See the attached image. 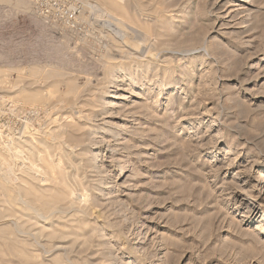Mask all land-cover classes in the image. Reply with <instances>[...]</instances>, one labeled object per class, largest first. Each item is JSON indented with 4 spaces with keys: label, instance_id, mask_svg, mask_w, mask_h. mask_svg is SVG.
<instances>
[{
    "label": "rangeland",
    "instance_id": "obj_1",
    "mask_svg": "<svg viewBox=\"0 0 264 264\" xmlns=\"http://www.w3.org/2000/svg\"><path fill=\"white\" fill-rule=\"evenodd\" d=\"M53 1L0 0V264H264V0Z\"/></svg>",
    "mask_w": 264,
    "mask_h": 264
},
{
    "label": "built area",
    "instance_id": "obj_2",
    "mask_svg": "<svg viewBox=\"0 0 264 264\" xmlns=\"http://www.w3.org/2000/svg\"><path fill=\"white\" fill-rule=\"evenodd\" d=\"M27 4L31 7L33 14L37 16H42L44 18H48V16L53 15V9L56 11L55 7L50 4V0H25ZM47 2V3H46ZM74 14L71 11H67L64 15L66 19H73Z\"/></svg>",
    "mask_w": 264,
    "mask_h": 264
},
{
    "label": "bare ground",
    "instance_id": "obj_3",
    "mask_svg": "<svg viewBox=\"0 0 264 264\" xmlns=\"http://www.w3.org/2000/svg\"><path fill=\"white\" fill-rule=\"evenodd\" d=\"M263 255V254H262Z\"/></svg>",
    "mask_w": 264,
    "mask_h": 264
}]
</instances>
